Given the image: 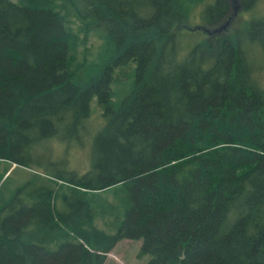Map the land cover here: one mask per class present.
I'll return each instance as SVG.
<instances>
[{
	"label": "trees",
	"instance_id": "trees-1",
	"mask_svg": "<svg viewBox=\"0 0 264 264\" xmlns=\"http://www.w3.org/2000/svg\"><path fill=\"white\" fill-rule=\"evenodd\" d=\"M262 4L230 30L232 0H0V264H264Z\"/></svg>",
	"mask_w": 264,
	"mask_h": 264
},
{
	"label": "rangeland",
	"instance_id": "rangeland-1",
	"mask_svg": "<svg viewBox=\"0 0 264 264\" xmlns=\"http://www.w3.org/2000/svg\"><path fill=\"white\" fill-rule=\"evenodd\" d=\"M232 6H233V1H232ZM253 16L259 17L260 19L264 18V0H263V4H262L261 8H258L257 12L255 14H253ZM247 19H249L248 14H244V16L242 18H239V16H236L232 22V25L230 26V30H232V29L235 30L237 28V26L245 25V22ZM200 20L201 19L199 17H198V19L195 18L194 22H191L188 26L195 27V26L199 25ZM193 35H197V34H190L189 37H192ZM189 39L193 40L192 38H189ZM93 43L94 44L91 43L92 44L91 50L94 53L99 48V46H98L97 42L93 41ZM189 45H191V42H187L185 44V48H190L191 46H189ZM250 50L254 54V49L251 48ZM255 59H257V62L260 65H263L264 64V50L257 49V51L255 52ZM134 69H135V64H130V66L125 70V73H127V76H125V78H124L126 80L124 86L122 87L123 83H121V85H118L121 87V88L119 87V89H120V92H122V95L125 92L127 86L131 83L132 78L134 77V72H133ZM257 77L260 79L261 83L264 84V69L257 73ZM114 89L117 91L116 85H114ZM122 95H120L119 97H121ZM96 105H97V101L94 100L92 102V108H93V110L96 109L95 115L93 117V121H94L95 125L98 124V122H99L98 116L101 114V110L98 109L96 107ZM76 144H78V143H76ZM51 146H52L51 150L54 151V156L52 157L54 159L60 153H62L61 156H63V157L70 155L72 153L71 147L75 146V143L71 144L67 148V150L58 142H54ZM73 153L74 154L72 155L71 162H70L71 167L73 169L78 170V171L84 172L89 167V161H90L88 144H87V146H83V148H80L79 150H74ZM5 164L6 163H0V171H2L6 167ZM12 168L13 169L4 177V180L6 178L10 177L9 183L11 185L12 184H18L17 182L19 180H21L22 178L23 179L21 181L27 180L28 177H30V175L28 176V174H30L29 172H31V171L24 170L21 168H16V166H13V165H12ZM43 169L44 168L40 167L39 165H34L31 170H40L42 172H45V170H43ZM25 176H27V177H25ZM141 246H142V241H131V240L121 241L117 245V247L113 250V252H111L108 255V260L105 264H148V262L150 260V256L149 255L140 256Z\"/></svg>",
	"mask_w": 264,
	"mask_h": 264
},
{
	"label": "water",
	"instance_id": "water-1",
	"mask_svg": "<svg viewBox=\"0 0 264 264\" xmlns=\"http://www.w3.org/2000/svg\"><path fill=\"white\" fill-rule=\"evenodd\" d=\"M232 1H233L232 10L234 11L233 17H235L237 15L238 11L240 10V6L238 5V0H232ZM231 20H232V18H229V20L224 25H222L221 27H219L217 29H214V30L203 29V30L207 34L222 33L229 28V26L231 24ZM198 29L201 30V27H198Z\"/></svg>",
	"mask_w": 264,
	"mask_h": 264
}]
</instances>
